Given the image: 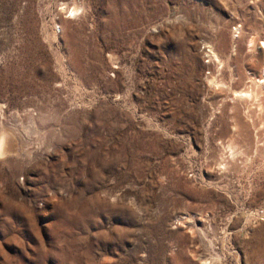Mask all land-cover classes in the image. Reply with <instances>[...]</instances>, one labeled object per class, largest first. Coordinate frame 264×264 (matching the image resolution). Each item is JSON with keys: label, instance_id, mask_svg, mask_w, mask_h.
Wrapping results in <instances>:
<instances>
[{"label": "rangeland", "instance_id": "rangeland-1", "mask_svg": "<svg viewBox=\"0 0 264 264\" xmlns=\"http://www.w3.org/2000/svg\"><path fill=\"white\" fill-rule=\"evenodd\" d=\"M2 132L0 264H264V0H0Z\"/></svg>", "mask_w": 264, "mask_h": 264}, {"label": "bare ground", "instance_id": "bare-ground-1", "mask_svg": "<svg viewBox=\"0 0 264 264\" xmlns=\"http://www.w3.org/2000/svg\"><path fill=\"white\" fill-rule=\"evenodd\" d=\"M217 57V56H216ZM218 59V58H217ZM5 146H6V140H5V135H4V133L2 132L1 134H0V155L2 154L3 155V153L5 152ZM0 157H2V156H0Z\"/></svg>", "mask_w": 264, "mask_h": 264}]
</instances>
